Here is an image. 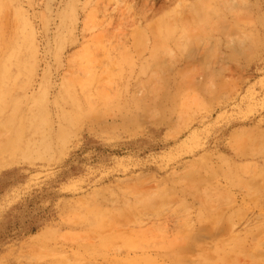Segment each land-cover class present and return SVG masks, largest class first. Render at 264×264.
<instances>
[{
	"label": "rangeland",
	"instance_id": "374dc122",
	"mask_svg": "<svg viewBox=\"0 0 264 264\" xmlns=\"http://www.w3.org/2000/svg\"><path fill=\"white\" fill-rule=\"evenodd\" d=\"M166 1L0 0V264H115L189 224L188 264H243L242 246L264 263V0H215L218 28L163 53L187 80L155 92L150 50L117 62L140 23L198 0Z\"/></svg>",
	"mask_w": 264,
	"mask_h": 264
},
{
	"label": "bare ground",
	"instance_id": "6f19581e",
	"mask_svg": "<svg viewBox=\"0 0 264 264\" xmlns=\"http://www.w3.org/2000/svg\"><path fill=\"white\" fill-rule=\"evenodd\" d=\"M160 1H162L163 3L168 2L166 0H160ZM214 2L215 0H198L191 4H187V5L182 4L176 8H173V9L168 10L167 12H164L163 15L159 17V19L156 20L154 24L150 23V24H146L143 26L140 23L141 28L137 32H135V34L139 37L135 39L134 41H132L131 44H129L130 43L129 37L127 38L125 43L129 44L130 47L129 49H126L127 50L126 54H123L117 63L119 64V66L120 65L122 66V69L126 67V63H128L132 68H134L133 65H134L136 58L131 52H137V54L142 57L143 53L141 52H144V51H141V50L148 49L150 50V57L142 62L141 72L147 73L150 70L153 72L149 81L152 83H156L154 85L155 92H158V86L160 85V83H162L166 79L168 81H171L173 85H177L178 83L177 81L185 82L187 80L186 79L187 73H183V75H179V76L172 75L169 77V79L166 78L165 75L159 74V70L163 68L165 65V58H164L163 53L168 56H171V58H176V57H172V56H176L173 50L175 46H178V45L181 46L184 44L187 45L191 43L193 39L197 40V36H195L196 32L204 31V33H207V32L211 33L213 29L215 30V28H218L219 21L215 22V20L213 19L214 16H212L210 12L211 8L214 5ZM154 5L155 4H152L151 10L154 13H158V11L161 10L162 5H160L157 10L153 8ZM80 27H81V16H80V13L77 12L75 16L74 27H73L74 33L76 34L75 42L77 43L79 42L78 35H80ZM102 36L109 37V33L105 32ZM32 46H33V49H36L35 52L37 53L38 46L35 42V36H32ZM91 54L92 53H89V52L85 54L87 55L88 61L93 60V57H91ZM175 60L176 59H170L169 64L175 65ZM0 63L3 64L2 62ZM17 63L18 64L20 63L18 59H17ZM188 65L191 66L192 62L189 61ZM110 75L113 78V80H116V81L119 79L117 78L119 76L122 79L126 78L125 76L123 77L119 73V67L117 68L116 73L112 72ZM189 76L190 74L188 73V77ZM87 81L90 83H93V82L102 81V80L100 76H98L97 74H92L91 72ZM29 94H30V91L27 90L26 97H28ZM103 99L104 100L109 99L107 98V95L105 93L103 94ZM255 190H257L258 192L262 191V190H258L257 186ZM253 197L254 195H252V193L245 196V198H249V199H253ZM213 214L214 213H212V215ZM117 221H118V217L114 216L113 218L109 220L110 222L109 224L113 225ZM261 221H264V220L261 219ZM188 223H189L188 220L183 221V224H188ZM99 224L100 223L96 224V226H98ZM190 225L191 224H189V227ZM189 227L183 228L184 230L176 238L170 240L166 245H162V246L158 244L154 245L153 240L151 243L150 242L147 243V244H151V246L149 247L147 246L146 241L143 242L144 244H142L136 239L134 242L132 241V239H129V243H126V244H129L128 245L129 248L143 247L144 249L142 250L144 252L149 253L152 256L156 255L155 256L156 258L154 259V258L148 257L147 255H145L146 253H144L142 254L143 256H141V258H131V260H129V257L122 258V259H116L115 264H142L144 260H150L153 263L155 262L159 263L160 261H163V262H166L165 264L167 263L188 264L185 258H186L187 253H189L191 242L195 239L193 235V229H190L191 232H188L187 229ZM201 227L203 228L205 226L202 225ZM95 229L96 228H94V230ZM256 229L258 231H264V223H261V225L256 226ZM247 236L249 237V235ZM242 240L245 241V239H239L238 237L233 238V241H235L236 243H240L241 245L243 244ZM258 242L255 241L256 244ZM144 246L145 247L147 246V248L145 249ZM239 253H240L239 254L240 259L238 262H241L243 264H256L257 263L254 261L252 262L249 261V258H248L249 255L247 254L248 253L247 248H244L242 246ZM225 255L220 256L221 261H224ZM205 259H209V256L205 257V255H203L199 257V260L201 263L203 262L204 264H212L210 262L207 263L208 261ZM245 260H247V262H245ZM191 264H197V262L191 263Z\"/></svg>",
	"mask_w": 264,
	"mask_h": 264
}]
</instances>
